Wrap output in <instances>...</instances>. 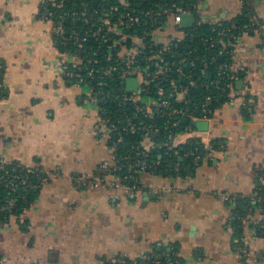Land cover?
<instances>
[{
  "label": "crops",
  "instance_id": "obj_1",
  "mask_svg": "<svg viewBox=\"0 0 264 264\" xmlns=\"http://www.w3.org/2000/svg\"><path fill=\"white\" fill-rule=\"evenodd\" d=\"M246 4L262 28L233 43L242 68L234 100L217 105L207 129L187 124L172 141L221 146L192 174L143 173L140 189L126 190L102 169L115 164L114 149L95 134L98 106L58 47L50 0H0V155L46 179L27 211L0 219V264H110L150 254L162 264H264V204L253 199L264 183V0H197L195 19L231 23ZM181 28L171 18L154 35L164 45ZM237 198L255 201L245 217Z\"/></svg>",
  "mask_w": 264,
  "mask_h": 264
},
{
  "label": "built area",
  "instance_id": "obj_2",
  "mask_svg": "<svg viewBox=\"0 0 264 264\" xmlns=\"http://www.w3.org/2000/svg\"><path fill=\"white\" fill-rule=\"evenodd\" d=\"M13 1V0H11ZM64 0H50V3L55 8H61ZM130 7V0H102V4L99 8L93 10V16H88V12H81L79 15L83 18V22L87 25L82 31L78 29L74 24H66L65 19L54 23L55 35L62 38L61 43L77 47L78 50L83 49L85 44L89 42L91 38L100 40L101 44L111 43L109 48L115 53H109L104 60H98V51L92 54V57L88 58L86 62L76 53L69 51L63 52L66 55L72 56V64L76 69H80L84 63H100L101 66L98 69L100 75L98 76L99 82L96 89L90 88L89 99L96 103L99 109V120L95 127V134L98 137L106 138L110 145L115 150L120 143L123 141L122 129L121 131L112 124L108 123V120L102 116L101 108L99 103L105 101L114 95L110 92H106L103 87L106 85L104 80L105 75H113L114 71L118 66L120 67V76L126 81L131 78L138 80V88L141 93L131 91L132 95H123L122 103L133 102L138 104L139 95L144 91V87L150 85L152 80L167 79L170 75L169 72L179 74V79L187 81V85H180L179 80H169L171 90L169 94L160 102L154 100L145 101L144 105H137L139 111H142L146 117L151 116L154 113H161L164 116H178L188 118L190 120L205 121L212 117L214 114L213 105L222 101L230 102L234 100V89L235 81L242 68L235 66L232 59L233 56V43L239 39L244 33L250 34L255 30H259L261 23L256 16L250 18V23L245 30L240 31L239 34L230 33L232 27L221 28L218 31L220 36V42L222 45L219 46L218 41L213 38H207L198 35L195 32H188L189 28L200 25L198 19H195V12L197 8V0H192L184 5L177 3H169L162 0H152V9L146 11L144 16L136 15ZM193 15L192 27L180 29L181 35L171 36L166 44L160 45L156 39L154 32L162 25L167 23L171 18L174 19L177 27L181 22L182 15ZM217 29H214L216 31ZM235 40V41H234ZM188 41V48L192 49V43L199 41L205 49H215L217 54L211 57H204L197 55L193 59L184 58L179 64L175 62H169L166 60L164 52L169 51L173 48L178 49L181 43ZM192 50H188L185 55H191ZM196 51V50H195ZM225 55L231 56L229 62H219V57ZM105 63V64H102ZM200 63L202 66L201 75H204L209 65H216V79L213 82L216 94H208L201 102H195L191 98L190 90L199 84L202 76L194 78L192 75L183 71V65L194 66ZM93 70L88 73L92 75ZM202 83L201 85H204ZM87 85V84H86ZM208 87V86H207ZM129 91V90H128ZM160 95H165L164 90L160 91ZM114 98H117L114 96ZM183 103V106L177 104ZM127 123L131 128L138 130L143 133V140L140 143L139 155L147 157L153 150H157L154 139L160 136L162 129H169L170 127L176 128L180 125L179 118L175 120L171 126L166 124L163 128L154 123H143L140 126H135L130 118H127ZM176 134L171 130L168 132V137L173 141ZM115 138V140H113ZM194 149L186 151L185 156L193 157L194 160L200 162L206 157L210 156L214 152L212 144L204 143L199 139H194L189 142ZM168 147H172L169 144ZM204 148V151L200 153V148ZM128 157L117 158L114 153L115 164L109 166L104 164L102 166L103 171L113 174L119 182H116V186H121L126 190H138L140 189V176L143 173H149V168L152 166L138 160L134 165H128ZM16 164V165H12ZM122 169L127 170V173L123 176L116 175L117 171ZM0 171L2 175L0 178V184L6 183V185L13 186L16 181H21V184L29 183L28 179L32 176H39L41 171L38 168H34L28 164L11 162L5 157L0 155ZM153 174V173H151ZM107 174H102L101 180H105ZM177 177H181L177 175ZM262 181V179H261ZM46 182L44 177L39 179V183H31V189H41L43 184ZM129 182L131 184H129ZM16 186V185H15ZM164 191H172L173 187L163 188ZM226 200H232L229 194L224 196ZM258 202L263 201L261 197L257 195L253 196ZM8 207H14V200L8 201ZM5 207L0 206V211ZM28 210V209H27ZM25 210V211H27ZM140 259L151 261L152 264H160V258L152 259L149 256H142ZM110 264H126L125 258L115 259Z\"/></svg>",
  "mask_w": 264,
  "mask_h": 264
},
{
  "label": "trees",
  "instance_id": "obj_3",
  "mask_svg": "<svg viewBox=\"0 0 264 264\" xmlns=\"http://www.w3.org/2000/svg\"><path fill=\"white\" fill-rule=\"evenodd\" d=\"M167 1L169 3H177L179 5L187 4L192 0H162ZM152 0H130V7L136 15L143 17L144 13L150 9ZM102 4V0H64L61 8H51L53 9V19L55 23L59 21H63L64 18L66 24H74L81 31L87 26L83 22V18L80 17V13L85 11L88 12V16H93V10L99 8ZM51 7V6H50ZM251 7L246 4L244 13L237 18L235 21L231 23H222L215 25H195L192 28L188 29V32H195L200 36L213 38L215 41H218L219 46L222 45L220 42V36H218V31L221 28H229L232 27L230 33L239 34L240 31L245 30L248 24L250 23L251 18ZM214 29H217L214 31ZM58 47L61 52L69 51L71 53H76L83 59L84 62L88 60V58L92 57V54L95 51H98V60H104L109 53H113V59H115V53L109 48V43L101 44L99 39L91 38L88 43L85 44L83 49L78 50L77 47L73 46L72 43L69 45H64L61 43L62 38L57 36ZM235 41V40H234ZM191 55L186 56L185 53L188 50H192ZM192 49L188 48V41L181 43L178 49L173 48L169 51L164 52L165 58L169 62H175L179 64L184 58L193 59L195 56L200 55L201 57H211L217 54L215 49H205V47L199 42L196 41L192 43ZM196 50V51H195ZM219 62H229L231 61V56L225 55L224 57H219ZM102 64H105L102 62ZM100 63H91L86 64L80 69H73V74L76 76L77 82H81L83 85H88L90 88L96 89L98 86L100 72L98 69L100 68ZM200 63L195 64L194 66L183 65V71L191 74L192 77L197 78L201 75V67ZM90 70H93L92 75L88 73ZM216 65H209L206 69L204 75H201V81L199 84L191 87L190 95L193 101L201 102L203 98H205L208 94H216V89L214 88L213 82L216 79ZM120 67L116 68L113 75H105L104 80L106 85L103 89L106 92H110L115 97H111L105 101L99 103V107L101 108L102 116L108 120L109 124L115 125L120 131L122 129H126L122 131L123 141L120 145L114 150L117 158L128 157L127 162L128 165H134L138 160L145 162L146 164L152 165L149 168V173H153L154 175H180L181 177H185L189 174H192L194 170L198 167L199 162L194 160L193 157L185 156V153L189 149H194L195 146L191 144H187L182 148H174L168 147L169 144H172V140L168 137V132L171 130L174 134H178L181 132L184 127L187 125L182 122V117L178 116H164L161 113H154L151 116L146 117L142 111H139L137 105H144L145 101L151 99L157 102L163 100L170 92L171 87L169 80H179L180 85H187V81L183 79H179V74L174 73L173 71L169 72V77L167 79L160 80H152L150 85L144 87V91L141 95H139L138 104L133 102L122 103L123 95H132L131 91H128L126 88V81L120 76ZM205 83L204 85H201ZM236 83V81H235ZM208 86V87H207ZM164 90V96L160 95V91ZM225 103L222 101L219 104ZM216 102L213 105L214 111L217 107ZM178 106H183V103L177 104ZM127 118L132 120V123L135 126H140L143 123H154L163 128L166 124L170 125L179 118L180 125L176 128L170 127L169 129H162L160 132V136L154 139L155 144L157 146V150H153L149 153L147 157H142L139 155V149H137L140 143L143 140V133L131 128L127 123ZM115 140V138H113ZM214 148H218L221 144L218 142L212 143ZM220 145V146H219ZM204 151V148H200V153ZM16 165V164H12ZM127 170L122 169L121 171H117L116 175H125ZM2 175V171H0V178ZM264 176L262 173L259 177ZM41 177H45V174H40L39 176H32V178L28 179L29 183L21 184V181H16L13 186L6 185V183L0 184V206H4L5 208L0 211V219L6 218L9 215H22L25 210L29 209L32 203L35 201L36 197L40 193V189H31L30 182L39 183V179ZM140 180V179H139ZM129 184H131L129 182ZM258 188L256 191L257 197H261L263 201L260 203L264 204V183L258 182ZM14 200L15 206L8 207V201ZM253 199H235L236 213L240 218L245 217L247 214V210L249 208H254L255 204ZM255 203H259L256 201ZM238 221V220H237ZM235 224H239V222H235ZM258 231L260 233L264 232V227H258ZM242 234V229H238L237 235ZM152 259L156 258L153 254L148 255ZM171 257H174L171 254ZM126 264H152L151 261L136 259L130 260L126 259ZM162 264V261H160Z\"/></svg>",
  "mask_w": 264,
  "mask_h": 264
},
{
  "label": "water",
  "instance_id": "obj_4",
  "mask_svg": "<svg viewBox=\"0 0 264 264\" xmlns=\"http://www.w3.org/2000/svg\"><path fill=\"white\" fill-rule=\"evenodd\" d=\"M181 24L185 28L192 27L193 15L192 14L182 15ZM127 90L141 93L140 89L138 88V80L136 78H131L127 80ZM182 122L185 124H190L191 126L197 127L200 130L207 129L209 125L207 121L190 120L188 118H184Z\"/></svg>",
  "mask_w": 264,
  "mask_h": 264
}]
</instances>
